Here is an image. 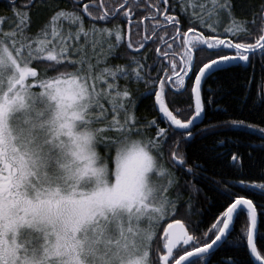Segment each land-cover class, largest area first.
I'll use <instances>...</instances> for the list:
<instances>
[{
    "label": "snow or ice",
    "instance_id": "obj_1",
    "mask_svg": "<svg viewBox=\"0 0 264 264\" xmlns=\"http://www.w3.org/2000/svg\"><path fill=\"white\" fill-rule=\"evenodd\" d=\"M229 248L264 264V0H7L0 264Z\"/></svg>",
    "mask_w": 264,
    "mask_h": 264
},
{
    "label": "trees",
    "instance_id": "obj_2",
    "mask_svg": "<svg viewBox=\"0 0 264 264\" xmlns=\"http://www.w3.org/2000/svg\"><path fill=\"white\" fill-rule=\"evenodd\" d=\"M6 4L3 1L0 2V11H2L5 7H6ZM135 39V37H134ZM141 91H143V89H141ZM233 95H236V93H233ZM230 98H226L225 100L222 101V105L223 106H227L229 103H230ZM151 101L149 99H145L143 100L141 103H140V111L141 113H149L150 114V109H149V105H150ZM209 119H224V117L222 115H219V114H212L210 113L209 114ZM206 125H201L200 127H205ZM233 134L232 133H229V136H232ZM199 141L197 142L196 145H193L192 149L190 151L194 152L195 154H199ZM242 151H244L245 149H241ZM193 159H195V156H193ZM219 170V169H217ZM201 187H204L203 184L200 185ZM211 195V194H209ZM205 207H209L208 205H205ZM211 214V209H210V212H209V215ZM195 219V217H194ZM208 226H210V221L208 223ZM242 226V224L240 222L237 223L236 225V229H235V233H238L239 230H240V227ZM225 255L227 256V258H232L234 255L235 256H238L239 258L243 259V253L242 252H236L234 249L232 248H229V249H221L219 251L216 252L215 255H211V256H208L205 258V261L203 262V264H217V261L221 258H224Z\"/></svg>",
    "mask_w": 264,
    "mask_h": 264
},
{
    "label": "flooded vegetation",
    "instance_id": "obj_3",
    "mask_svg": "<svg viewBox=\"0 0 264 264\" xmlns=\"http://www.w3.org/2000/svg\"><path fill=\"white\" fill-rule=\"evenodd\" d=\"M3 1V0H0V2ZM5 3H7V0H4Z\"/></svg>",
    "mask_w": 264,
    "mask_h": 264
}]
</instances>
